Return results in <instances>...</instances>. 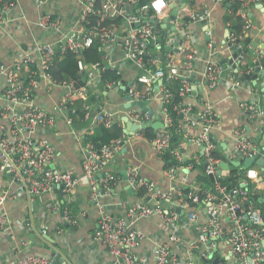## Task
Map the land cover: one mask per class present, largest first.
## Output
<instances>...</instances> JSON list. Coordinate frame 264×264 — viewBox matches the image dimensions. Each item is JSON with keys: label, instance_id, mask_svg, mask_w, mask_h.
I'll list each match as a JSON object with an SVG mask.
<instances>
[{"label": "built area", "instance_id": "built-area-1", "mask_svg": "<svg viewBox=\"0 0 264 264\" xmlns=\"http://www.w3.org/2000/svg\"><path fill=\"white\" fill-rule=\"evenodd\" d=\"M175 1L150 0L147 4L138 5L136 0H77L80 8L78 18L69 30L64 28L61 17H53L49 12H43L38 19V27L55 33L56 39L30 43L27 47L19 49L14 60L0 63V173L8 172L12 181L19 187L16 190L24 191L31 202L36 196L50 193L61 185L62 188L59 189L66 195L67 202L60 205L57 201L46 199L44 209L61 214L62 222L55 228L58 233L62 232L63 223L76 225L78 220L70 205L81 178L76 176L72 169L52 165L56 156L55 148L42 135L47 130H53L60 135L56 125L58 119L62 118L70 129L77 150L82 154L83 177L89 184L88 197L97 207L96 230L91 238L94 242L106 246L116 261H122L124 264H151L145 255L135 252V248L147 238L146 233L136 224L139 220L152 216L159 217L165 225L173 224L178 218V212L173 207L166 208L164 204H169L172 197L177 196L182 209L189 207L191 203L206 207L210 218L205 226L198 225L195 213H188L189 223L196 224L195 228L201 230L204 236L184 242L179 234L170 233L165 241L155 242L152 264H193L180 257L177 252L179 246L183 245L186 253L198 251L201 257H206L205 249L209 247L205 246V243L211 240H222L227 244L230 258L235 264H264V174L258 172L262 166L258 165L257 169L252 166L246 168L240 185L231 189L220 181L227 175L223 174L226 170L221 169L218 173L221 155H225L229 162L239 158L244 160L254 155L260 156L264 146L261 147L244 128H236L232 132L228 151L224 154L221 152L219 157L212 156L216 144L211 136L219 123L214 104L205 101L196 110L191 104L183 102V98L191 93L192 88L196 90L198 82L187 80L195 77V61L202 60L205 63L201 74L203 85L208 89L217 87L222 81L223 69L215 58L217 51L214 44L207 41L206 57L201 58L189 30L193 23L210 24L212 12L206 6L200 10H187L183 6L170 22L173 29L169 26L165 33L160 34L157 26L161 25L164 17L169 16L170 6ZM222 1L214 0L215 3ZM242 1L244 9L254 0ZM37 3L42 5L43 0H37ZM16 5L17 0H0V26L8 21L9 14ZM92 17H97L94 23H90ZM242 17L245 23L241 33H230L228 30L224 42V47L229 51L231 46L241 51L234 60L237 77H234L233 73L232 78L223 82L229 91L241 87L239 76L255 73L257 66L263 68V47L257 48L256 58L248 64V49L245 48L244 41L249 37V31L254 29V25L247 20L246 14ZM116 18L121 19V22L114 23ZM175 36L180 38L176 45L172 39ZM94 42L99 44L104 53L103 65L91 64L87 67L79 60L77 77L62 81L53 77L49 66L52 65L53 56L57 51L60 54L67 51L78 54ZM117 48L121 51L120 57H115L112 53ZM123 63L133 66L136 70L128 90L131 101L149 102L156 97L159 102L154 120L161 121L163 126L155 130L153 138L149 139L161 158L168 151L172 155L173 162L164 168V173L172 181L177 180L182 166L180 162L184 160L183 153L187 144L192 143L202 149L200 157H203L206 163L204 174L211 176L214 183L208 190L189 186L186 192L182 185H177L164 191L153 181L142 177L137 166L129 165L125 170L127 184L135 193L140 188H144L145 192L143 196H137V199L131 202L120 200L119 205L124 214L114 216L99 200L103 193L115 190L120 177L104 169L113 161L129 134L141 133L142 129L139 128L133 133L123 132L120 137L109 140L97 149L90 141L84 142L83 139L85 134H91L97 125L110 127L115 122L118 123L119 117L140 126L147 121L146 112L138 106L117 108L105 103L99 104L97 100L98 109L93 113L88 103L90 93L101 99L98 85L101 81L100 72L109 67L122 78ZM238 66L242 67L241 70ZM80 76H83L82 83L78 79ZM176 79L181 82L177 90L180 100L174 103L173 94L164 81ZM120 80L117 83L106 82L105 87L109 90L118 86L121 84ZM248 81L250 79L246 81L247 85ZM255 85L256 83L252 87L251 100L239 103V108L251 119H259L263 114L261 98ZM41 88L48 91L55 88L60 90V97L52 107L48 108L37 102L36 96ZM80 98L83 101L81 109L85 117L92 118L90 124L82 130L73 126L76 110L74 103ZM173 113L180 117L175 120ZM191 126L199 128L198 134L185 133V129ZM261 130H264V121ZM172 132L181 136L178 143L172 141ZM200 157L193 160L198 163ZM186 167L187 170L188 167L194 169L191 164ZM9 197L8 190H0V234L11 229L7 212L2 209L4 201ZM257 198L262 205L257 202ZM223 222H228L229 225L224 227ZM35 228L40 237L48 231L46 223ZM10 264L55 262L47 255L29 253Z\"/></svg>", "mask_w": 264, "mask_h": 264}, {"label": "crops", "instance_id": "crops-1", "mask_svg": "<svg viewBox=\"0 0 264 264\" xmlns=\"http://www.w3.org/2000/svg\"><path fill=\"white\" fill-rule=\"evenodd\" d=\"M182 2L187 10H200L204 6L211 10L212 19L210 24L206 25L203 22L193 23L189 27V30L192 40L200 52L201 58L206 57L207 41H211L214 44L217 51L215 58H217V61L223 69L221 83L213 89H208L203 85L201 74L205 63L202 60L195 61V77L192 78V81L197 80L198 82L196 85V94H188L183 98V102L191 104L196 110L205 101L214 104L215 111L219 115V123L214 128L211 138L220 153L222 152L224 154L228 151L231 144L232 132L236 128H244L248 134L257 140L261 147L264 146V130L260 131V127L264 121V92L262 91L264 86H261L264 83V78L259 75L255 85L261 98L260 103L263 112L259 119L249 118L239 108L241 101H248L252 98L253 79L248 81V85L246 84L247 80H243L241 87L234 91L227 90L223 83L232 78L234 73V69L227 62H222L224 60L228 61L232 54L224 47V42L228 36L227 30H229V25L224 22L225 12L229 8L226 7L227 2L225 0L218 3H215L214 0H195L194 5H191L189 0H182ZM263 3L262 0L250 1L241 14V16L246 14L247 20H250L254 25V29L249 31L248 37L251 46V48H248V64L256 58L257 48L262 47L264 44ZM180 5L181 3L177 2V6L180 7ZM79 9L77 0H43L42 5H39L37 0H17V5L9 14L8 21L0 26V63H8L14 60L13 58L20 51L19 49L24 48L27 44L35 41L56 39L55 33L45 31L38 27V19L43 12H49L53 17H61L64 21V28L69 30L76 23ZM170 22L171 20L169 19V25ZM162 24L163 19L161 21ZM206 32H208L207 34L210 37L209 40L206 39ZM172 39L175 45L180 40L176 36ZM112 53H114L115 57L121 56L119 48L115 49ZM241 68L238 66L239 70ZM121 71L122 78L120 85L118 84V86L106 90L105 84L102 86L98 84L101 92L99 104L105 103L117 108L125 106L124 95L128 92L121 90L120 87L126 86L134 78L136 70L133 66L123 63ZM201 86L203 88L200 90ZM60 93V90L57 88L51 91L41 88L36 96V100L40 105L50 108L60 97ZM158 103L156 97H153L149 100L148 107L155 111ZM89 105L93 109V113H95L98 109V102L92 100ZM117 121V124L121 125L123 130L119 136L114 138L120 137L123 132H128V122H125L123 117H119ZM56 126L60 131V135H57L53 130H47L42 135L55 148L56 156L52 165L62 169H72L75 175L81 178L75 190L72 204L70 205V209L73 211L78 222L76 225L63 223V230L61 233H58L55 228L62 222L61 214L46 211L44 209V201L46 199H52L60 205H64L67 202V197L61 189L55 188L50 193L36 196L32 201L35 205L32 206V202L29 201L27 194L24 191H20V189L16 190L19 187L15 181H12L11 175L8 172L0 173V190H8L10 193V197L4 201L2 209L7 212L11 222V229L7 233L0 234V264H10L15 259L29 253L49 256V251L53 247L57 252L61 253L67 264H124L122 261H116L106 246L94 242L91 238L92 233L96 230L97 207L90 202L88 197L89 184L83 177L81 165L82 154L77 150L70 129L62 118L58 119ZM198 132L199 128L196 126L185 129V133L190 135H196ZM126 140L116 153L113 161L104 169L106 172L117 174L120 177L119 182L115 190L103 193L99 200V203L104 204L106 209L114 216H122L124 214L123 208L119 205L120 200L131 202L137 199L135 192L130 193L126 189L128 184L123 179L121 173L129 165L137 166L142 177L153 181L158 188L164 191H168L177 185H182L183 188L186 185L188 187L195 186L198 189L205 190L210 188L208 180L205 177L206 175L204 174L203 157L200 159V155L202 154L200 146L192 143L187 144V148L183 153V159L185 161L200 157L199 159L202 161L201 167L194 169L188 167L189 170L187 172L185 171L187 165L181 166L177 180L172 181L164 173L165 166L163 160L153 149L149 138L145 137L143 133H138L129 134ZM253 165L251 166L253 167ZM230 166L231 168L235 167L233 165ZM231 168L228 171H224L223 174L228 173ZM235 168L245 170L241 167ZM116 192H119V194ZM164 205L166 208L173 207L178 212V218L173 224L165 225L157 216L141 219L136 224L139 229L146 233L147 238L135 248V252L145 255L151 264L154 262L153 247L155 242L165 241L170 233L175 232L179 234L184 242L199 239L204 236L201 230L195 228L196 224L189 223V212L196 214L197 222L200 226H205L210 218L204 205L180 208L181 203L177 196L172 197L170 203ZM44 223L48 226L46 234L53 239V242L40 237L36 232L35 227H40ZM228 225V222H223L224 227ZM44 242L46 244L44 246L41 245ZM205 246L209 247L205 249L206 257H201L198 251L186 253L183 245L179 246L177 252L181 258L193 264L212 263L216 257L219 261L224 260L225 264H235L232 258H230L229 247L222 240H211L205 243ZM202 258H205L206 262Z\"/></svg>", "mask_w": 264, "mask_h": 264}, {"label": "trees", "instance_id": "trees-1", "mask_svg": "<svg viewBox=\"0 0 264 264\" xmlns=\"http://www.w3.org/2000/svg\"><path fill=\"white\" fill-rule=\"evenodd\" d=\"M138 5H144L147 4L150 0H136ZM224 1V0H223ZM261 1V0H260ZM191 5L195 4V0H189ZM225 2H228L230 4L229 8L225 12L224 16V22L225 24L229 25L230 33H241L245 19L241 16L243 9V1L242 0H225ZM264 2V0H262ZM97 17H92L90 20V23H94L96 21ZM185 21H188L187 18H184ZM114 23H120L121 19L116 18ZM157 31L160 34H163L167 31V29L163 28L160 24L157 26ZM29 44H27L25 47H27ZM245 48L248 49L251 48L250 41L248 38L244 41ZM24 47V48H25ZM81 60L85 66H89L91 64H100L103 65L104 63V53L100 49V46L97 42H94L91 46L84 48L81 50L78 54L73 53L71 51H67L64 54H60L58 51L54 54L52 59V65L49 66V71L53 75L54 78H56L59 81L65 80V79H71L74 77H77L78 72V61ZM261 64L264 68V57L261 59ZM85 76V75H84ZM79 82H83V76L78 77ZM100 86H102L106 82H114L117 83L121 79V75L116 73L115 70H111L109 67H105L103 71L100 72ZM180 79L172 80L170 82H165V86H167L172 94H173V102L176 103L180 100V98L177 96V90L180 86ZM90 98H92L93 101H99V96H95V94L90 93ZM88 100L90 103L92 100ZM82 98L75 100V113H74V123L73 126L75 128H78L80 130L87 127L91 122V116L86 118L84 115V111L81 109L82 106ZM171 107V106H170ZM94 112V111H93ZM174 118L176 120V117L178 115L176 113H173ZM121 125H118L116 122L111 125L110 127H106L103 124L97 125L93 132L91 134H85L84 136V142L90 141L94 148H99L102 144L108 142L110 139L117 137L122 132ZM141 133L144 134L147 138H153L155 130H153L151 127H147L145 129L141 130ZM181 136L172 132V141L174 143H178ZM212 156L219 157L220 152L218 149H214L212 151ZM164 160V166L167 167L168 165L172 164L173 159L171 153L168 151L164 155H162ZM202 159V158H201ZM201 162L199 161L196 163L194 160L187 159L180 162L182 166L186 165H193L194 168H200ZM231 168V166H230ZM208 180V184L210 187L213 186L214 180L211 178V176L206 175L205 176ZM245 172L242 169L232 167L230 171L227 173L225 177H222L220 179L221 183L225 185L227 188H233L240 185V182L244 179ZM189 189H186L185 191L188 192ZM144 188H140L138 191H136L137 196H143L144 195ZM257 202L260 203L259 198H257ZM72 204V203H71ZM262 205V203H260Z\"/></svg>", "mask_w": 264, "mask_h": 264}, {"label": "water", "instance_id": "water-1", "mask_svg": "<svg viewBox=\"0 0 264 264\" xmlns=\"http://www.w3.org/2000/svg\"><path fill=\"white\" fill-rule=\"evenodd\" d=\"M177 2H180L181 5L180 7H182L184 5V3L182 2V0H177ZM177 2H174L171 4L170 6V13H169V16L167 17H164L163 18V24L161 25L163 28L167 29L169 28V19L170 20H173L175 18V16L177 15V12L178 10L180 9V7L177 6ZM229 3L227 2L226 3V7H229ZM171 29H173L172 26H170ZM208 28V27H207ZM209 29V28H208ZM207 29V31H208ZM227 34H228V30H227ZM209 35H207L206 39L209 40ZM262 47L264 48V44L262 45ZM171 48V47H169ZM173 49V48H171ZM174 51L177 50V48L173 49ZM230 51H231V57L228 59V61H222L223 63H228L231 68L234 69V77H237V68H236V63H235V59L237 57V55L241 52L239 49H235L234 46H231L230 47ZM261 76L262 78H264V69L257 66L255 68V73L249 75V74H244L242 76H239V79L241 81L243 80H249V79H253V83H257V78L258 76ZM188 81H192L191 78H187ZM161 83V81H159ZM197 81H194V83H196ZM131 85V81L127 83L126 86H121L120 89L125 91V92H128L129 90V86ZM261 86H264V83L261 84ZM203 87L201 86L200 87V90L202 89ZM193 90L191 91L192 94H196V90L194 88H192ZM106 90H108V88H106ZM262 91L264 92V88L262 89ZM125 107H131V106H138L142 109V111L146 112L147 116H148V119L147 121L145 122V124H143L142 126L140 125H137V124H133L131 121H129L128 119L126 118H123L125 122H128V133H133L135 130H138L139 128L141 129H145L147 127H151L153 130H157L159 128H161L163 126L162 122L161 121H158V120H154V115H155V111L151 108L148 107V101L146 100H141V101H131V98L130 96L128 95V93L125 94ZM264 137V135H263ZM252 164L253 165V168L257 169V166L260 165L262 166V169L261 171H258L259 173L261 174H264V149H262V154L260 156H257V155H254L252 157H248V158H245L244 160H241L240 158L236 161H228L226 156L225 155H221V162L219 163V171L218 173L221 172V169H224V170H228L229 169V165H233L235 167H241L243 169H246L248 167H250ZM206 168V163H204V169ZM185 171L188 172L187 169H185ZM122 173V177L124 180L127 179V176H126V171L123 170L121 171ZM212 178V177H211ZM58 188H62L61 185L58 186ZM130 193L133 192V190L129 187V185H127V188H126ZM188 189V185H186L184 187V190ZM35 203L32 202V206H34ZM191 207H196V206H201L199 203H191L190 205ZM38 232H39V229H38ZM43 238H45L46 240L50 241V242H53V239L47 235L46 233H43L42 234ZM46 243H41V245H45ZM49 257H51L55 264H67L66 260L64 259V257L61 255V253L57 252L56 249L53 247L51 248V251H49ZM203 261L206 262V259L205 258H202ZM206 264H225L224 260H220L216 257L212 263H206Z\"/></svg>", "mask_w": 264, "mask_h": 264}]
</instances>
